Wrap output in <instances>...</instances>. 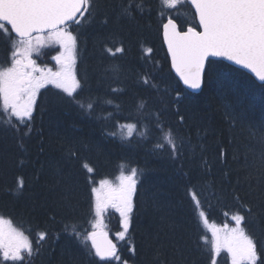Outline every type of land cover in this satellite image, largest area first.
Returning a JSON list of instances; mask_svg holds the SVG:
<instances>
[{
    "label": "trees",
    "instance_id": "1",
    "mask_svg": "<svg viewBox=\"0 0 264 264\" xmlns=\"http://www.w3.org/2000/svg\"><path fill=\"white\" fill-rule=\"evenodd\" d=\"M141 3L142 11L135 7ZM94 4L81 24L70 25L78 37L76 75L82 85L76 100L85 107L50 84L38 93L30 131L0 122V216L33 243V255L25 254L22 264H109L88 256L70 235L71 226L91 231V189L101 180L115 184L133 168L138 175L127 242L115 239L122 230L119 214L111 208L103 214L128 264H210L211 234L200 211L215 225L228 223L237 212L245 215L247 233L264 252V165L261 146L249 132L264 123V83L226 61L211 60L203 90L192 93L172 71L160 0ZM128 4L130 15L122 10ZM185 8L192 19L171 10L165 17L170 14L184 29L198 25L190 4ZM116 48L124 51H107ZM53 52L46 48L41 60L48 61ZM7 55L0 38V60ZM129 124L136 128L126 136L121 131ZM158 124L173 133L178 158L166 144L157 148L163 143ZM70 151L76 155L69 157ZM41 232L46 238L37 243ZM0 264L21 262L4 261L0 252ZM217 264H231L227 252Z\"/></svg>",
    "mask_w": 264,
    "mask_h": 264
},
{
    "label": "snow or ice",
    "instance_id": "2",
    "mask_svg": "<svg viewBox=\"0 0 264 264\" xmlns=\"http://www.w3.org/2000/svg\"><path fill=\"white\" fill-rule=\"evenodd\" d=\"M189 2L195 9L198 25L188 26L184 30L170 14L165 17V10H178L181 5ZM160 4V16L167 19L163 23V37L171 56V66L185 85L191 89L201 87L203 74L211 70L214 63L209 60L210 57H222L249 69L259 81L264 82V0H160ZM94 6V0H0V38L10 52L3 61L9 66L0 67V122L17 131L20 125L30 131L29 122L33 119L37 94L49 84L62 90L81 108L85 107L84 103L76 100L79 95L77 90L82 89V85L75 71L78 37L70 30V25L81 24L82 19L86 18L85 13L91 15ZM135 7L142 11L143 3ZM132 8L128 4L122 10L130 15ZM53 44L59 45L58 54L52 57L55 70L47 66L41 67L32 58L33 53L39 54L42 47ZM107 51L115 55L124 49ZM151 52L152 49L148 48L147 53ZM143 82L148 84V78L145 77ZM144 107L143 103L139 105L141 110ZM86 108L91 110L93 103L87 102ZM5 114L8 116L6 120L2 119ZM12 118H15V124ZM125 127L128 129V136H131L136 125L129 124ZM157 127L163 140V143L157 144V148H163L166 144L171 147L173 159L178 158L180 153L173 133L164 132L162 125L158 124ZM249 132L261 146L259 159L264 165V123L259 127H250ZM75 155V152H69V157ZM87 171L91 173L93 169L87 167ZM137 175V169L133 168L129 175L121 174L117 178L118 183L101 180L99 188L91 189L95 196L92 230L85 229L81 232L72 225L70 231V235L87 250L88 256L109 264L113 261L116 264H128L127 260L122 259L117 243L109 239L108 233L103 230L106 227L103 214L109 208L119 214L122 230L115 233V239L126 241L132 220ZM18 187H23L22 181ZM190 195L199 208L197 193L192 191ZM247 211L250 213L251 209L248 208ZM199 215L207 225L204 211H200ZM231 219L234 226H211L212 239L208 242L210 264H217V257L223 251L230 256L231 264H264V252L258 250L257 242L245 230L246 216L237 212ZM65 230H68V225H65ZM45 238L46 233H39L37 243ZM129 251L135 253V248L131 247ZM0 252L4 261L21 264L25 260V254L29 257L33 255V243L28 236L14 227L10 219L2 216Z\"/></svg>",
    "mask_w": 264,
    "mask_h": 264
},
{
    "label": "rangeland",
    "instance_id": "3",
    "mask_svg": "<svg viewBox=\"0 0 264 264\" xmlns=\"http://www.w3.org/2000/svg\"><path fill=\"white\" fill-rule=\"evenodd\" d=\"M185 4L186 3H184L183 5H181L179 8H178V10H171L172 11V13L173 14H175V16L176 17H180V18H183L184 20L186 19V18H193V13H192V11L191 12H189V11H187V9L185 8ZM168 11H170V10H168ZM46 48H52V49H54V52L52 53L53 54V56H55V55H57L58 54V52H59V45H46V46H44V47H42L41 49H40V53L39 54H37V53H33L32 54V58L33 59H35L36 61H37V64L38 65H40L41 67H44V66H47V67H51V68H53V70H55V67H56V65H55V61L52 59V57H50V60L49 61H47V60H42V62H39L38 61V59H37V57H40V59H42L43 58V56H44V51H45V49ZM10 53V52H9ZM7 56H9V55H7ZM78 57H79V54H78V51H77V53H76V62H77V60H78ZM7 66H9V65H7ZM75 71H76V65H75ZM50 85V84H49ZM47 86V85H46ZM42 89V88H41ZM40 89V90H41ZM37 96H38V94H37ZM37 99V98H36ZM2 101V100H1ZM126 125H124V127H122V131H121V133H123L124 135H128V129H127V127H125ZM133 133V132H132ZM115 183H118V180L115 182ZM232 217V216H231ZM231 219V218H230ZM225 224H228L230 227L231 226H234V221L231 219L228 223L226 222ZM225 224H223V225H218V224H213V223H208L206 226H207V228H208V230H209V233L211 234V239H212V229H211V226L212 225H215L216 227H220V228H222ZM104 225H105V223H104ZM105 226H108L107 224L105 225ZM104 231H106L107 233H108V231H107V229H106V227L103 229ZM246 230V229H245ZM247 232V231H246ZM114 242V241H113ZM114 243H116V242H114ZM226 252V251H225ZM230 257V256H229ZM231 259V258H230Z\"/></svg>",
    "mask_w": 264,
    "mask_h": 264
},
{
    "label": "water",
    "instance_id": "4",
    "mask_svg": "<svg viewBox=\"0 0 264 264\" xmlns=\"http://www.w3.org/2000/svg\"><path fill=\"white\" fill-rule=\"evenodd\" d=\"M189 4H190V2H189ZM191 7H192V6H191ZM192 8H193V10H194V12H195L194 7H192ZM78 16H79V14H78ZM196 20H197V24H198V19L196 18ZM176 21H177V20H176ZM166 22H167V20H166L164 23H166ZM177 24L179 25L178 21H177ZM9 27H10V26H9ZM185 30H186V29H185ZM197 30L199 31L200 29L197 28ZM13 34H14V33H13ZM14 35H15V34H14ZM162 37H163V26H162ZM163 41H164V37H163ZM164 45H165L166 51H167V53H168V50H167V44L165 43V41H164ZM168 55H169L170 62H171V56H170L169 53H168ZM209 60H210V61H211V60H223V61H226V62H228V63H230V64H232V65H234V66H236V67H239V68H241V69L247 71L248 73H250L251 75H253V76L255 77V74L252 73L249 69H244V68H242V67L239 66V65H235L233 62H231V61H227L225 58H222V57H210ZM207 66H208V65H207V62H206V68H207ZM171 67H172V66H171ZM172 71H173V73L176 75V77L179 79V81L181 82V84H182L187 90H189L190 92L198 94V93H200V92L203 90V88H204V84H205V74H206V72L203 74L201 87H200L199 89H191V88H189L187 85H185V84L183 83V80H182V79L179 77V75L176 73L175 69L172 68ZM255 78L259 81V79H258L257 77H255ZM259 82H261V81H259ZM261 83H264V82H261ZM108 236H109V234H108ZM109 239H110V236H109Z\"/></svg>",
    "mask_w": 264,
    "mask_h": 264
},
{
    "label": "flooded vegetation",
    "instance_id": "5",
    "mask_svg": "<svg viewBox=\"0 0 264 264\" xmlns=\"http://www.w3.org/2000/svg\"><path fill=\"white\" fill-rule=\"evenodd\" d=\"M6 27H8V26H6ZM5 43V42H4ZM8 55H10V53H9V50H8ZM53 56V54L51 55V57ZM8 57V56H7ZM37 59H38V61L39 62H42V60L40 59V57H37ZM5 59H3V60H0V67H6L7 65H9V64H4L3 63V61H4ZM50 60V59H49ZM48 60V61H49Z\"/></svg>",
    "mask_w": 264,
    "mask_h": 264
}]
</instances>
